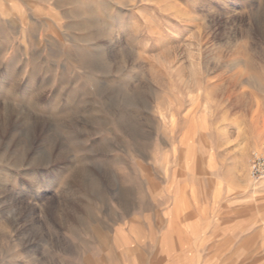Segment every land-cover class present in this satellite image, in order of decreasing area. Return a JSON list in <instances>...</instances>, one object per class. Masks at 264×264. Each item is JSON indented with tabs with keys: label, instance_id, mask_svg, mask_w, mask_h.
Here are the masks:
<instances>
[{
	"label": "rangeland",
	"instance_id": "374dc122",
	"mask_svg": "<svg viewBox=\"0 0 264 264\" xmlns=\"http://www.w3.org/2000/svg\"><path fill=\"white\" fill-rule=\"evenodd\" d=\"M254 153L264 0H0V264H180Z\"/></svg>",
	"mask_w": 264,
	"mask_h": 264
},
{
	"label": "crops",
	"instance_id": "0c3cea01",
	"mask_svg": "<svg viewBox=\"0 0 264 264\" xmlns=\"http://www.w3.org/2000/svg\"><path fill=\"white\" fill-rule=\"evenodd\" d=\"M226 193L233 196L234 190ZM254 194L259 203L245 207L244 201ZM234 199L241 203L222 206L209 201L206 208H192L189 220L177 219L175 247L165 259L175 257L180 264H264V188L245 190Z\"/></svg>",
	"mask_w": 264,
	"mask_h": 264
},
{
	"label": "built area",
	"instance_id": "2783aa9c",
	"mask_svg": "<svg viewBox=\"0 0 264 264\" xmlns=\"http://www.w3.org/2000/svg\"><path fill=\"white\" fill-rule=\"evenodd\" d=\"M248 176L254 183L264 180V157L252 154L248 163Z\"/></svg>",
	"mask_w": 264,
	"mask_h": 264
}]
</instances>
